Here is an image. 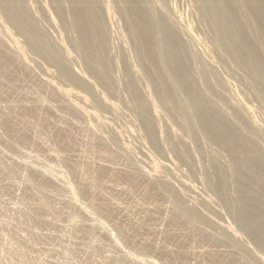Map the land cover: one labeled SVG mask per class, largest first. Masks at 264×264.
Wrapping results in <instances>:
<instances>
[{
	"label": "bare ground",
	"instance_id": "bare-ground-1",
	"mask_svg": "<svg viewBox=\"0 0 264 264\" xmlns=\"http://www.w3.org/2000/svg\"><path fill=\"white\" fill-rule=\"evenodd\" d=\"M23 1L24 0H0V264H123L124 258H121L120 256L115 257L114 252H113L114 256L111 255L112 253L109 254L107 250L100 248V247H102L103 244L99 245L98 243H96L101 238V235L98 233L102 232V231L100 232L97 230V226H96L97 223H96V225L93 224L94 223L93 221H92V224L90 223V225L82 223L81 218L84 217L82 215L85 214V211H84L85 209L83 208V206H82L83 209L77 208L76 209L77 212H76V210H73V213L70 212V210H72L71 208L73 206L71 201L72 200H75V201L79 200V202H81L80 199L82 200L83 198H85V200L88 201V202L86 201L88 206L97 213H100V214L104 213V215L105 214L110 215V214L117 213L116 215L118 216L122 212H125L126 218L123 217V219H125L127 222H124L122 225L117 224V225H119L117 228L118 233L115 232V233H117L115 235L118 236L119 238H117L116 241L118 243L122 242L121 240H120V242L118 241L121 238L124 241H126L127 243L135 246V248L138 247L137 245L139 243L140 244L139 246H141V248L147 249L148 251L151 250V251L155 252V254L159 255L162 258V261L164 260L163 262L159 261V263L161 262V263H166V264H216V263L218 264L222 260H224V261L226 260V261H228L227 264L229 262L234 264V262H237L238 260L242 259V261L245 260V264H254L255 263L254 259L250 258L247 255V252H245V250L242 248V246L236 242L237 240H242L241 238H243L240 236V234L237 231L239 228L238 225L233 227V225H230V224L225 223V222L224 223L221 222V223H223V224H221V228L224 230L223 232H225V234L222 233L223 234L222 237L224 239H222V237L220 238L219 235L217 236L218 238L212 237L213 238L212 240L216 241V242L214 241L212 243H213V245H214V243H217V248H218V245L221 244L217 241L230 242L232 244V246L230 245V247H233V248H232V250H229L230 249L229 248L228 249L229 252H227V251L221 252V251H218L217 249L213 250L215 248V246H213V247L211 246L213 249H209V248L203 249V248H200V245L198 246V244H201L200 243L201 241L203 242V240H205V239L206 240L209 238L211 239V237L208 238L209 234H207V232L204 231L199 225L200 223H202V224L206 225V227L211 226V222L207 218H205V216H203V214L200 211V208L203 205H207V204H203V203L207 202L208 200H206V198L204 199V201L199 199L200 201L203 202L202 206H200V204H199L200 201L198 200L199 205H195V206L193 205L194 207H191L189 205L188 207H186L183 204V202H182L183 198L181 197V195L183 196V194L186 192L179 191V192H181V195H180L179 192L177 193L173 190H170V188H169L170 183L168 185V182L165 180V178H167V177H165L164 179H162L163 177H161V179H159L160 177L158 178V176L159 175L161 176V174H159L157 176V173L159 171H161L162 169L168 168L167 165L165 163H163L164 161L162 163H160V162H158V160L155 159V158H159V157H157L158 154L156 156L155 153H154V155H152L153 153H151L150 156H153L151 158L149 156L150 153L148 155L144 154L145 157L149 156V160L147 159V162L149 161V164H148L149 169H143L141 167L142 168L141 170L131 171L132 170L131 168L134 165L130 166L128 164L130 162H128L127 164L129 165L131 170L129 169V171H128V170L121 169L120 167L124 165V160L121 161L122 159H120V162H122L123 164L121 163V165H119L120 162L117 161L119 159H117V160L115 159V158H117L115 156L116 153H114V148L115 149L117 148V147H115L116 144L114 143L115 138L113 139V137H110V139L112 138V140H110L108 138L109 136L106 138L105 134H104V136H105L104 137L103 134L100 135L98 133V130L100 129V127H102V125L106 123L105 117L100 115V110L98 112V107L103 106V105H105V106L107 105V107L109 106L110 108H112L114 111L117 112V110H119L120 108L117 107V104H115L114 102H117L119 99L117 98L118 100L114 101V102H111V100L118 97L119 94L121 93L120 90H118L120 93H118L116 91L117 90L116 87H114L112 81L110 80L112 75H110V79L108 78L109 65L110 64L107 65L109 62L106 63L105 59L103 58L104 57L103 51L108 50V49H104V46L107 45L108 41L104 37V35H106L105 34L106 28H103V25H105V24L100 23L103 21H99L100 18H99V20L97 18L98 16L102 17V14L99 15V14H97L98 12H96V11H95L96 13H94L93 4H91L92 5L91 6L90 3H89L90 7H93V8L92 9L89 8L91 10L85 9L84 7H86V8L88 7L89 1L87 2V0H72L75 2V5L77 2L84 1L82 4L84 7H82V5H81V7H82L81 8V7H78L76 5L77 8L73 10L72 8H74V6L73 7L71 6L72 7L71 9L73 11V13H72L73 17L72 16H70V17H72L73 19L72 18L70 19L69 14H68V13H70V11L68 13L66 12L64 14V12H63L64 7L63 6L60 7V5H59L60 2L58 1L59 3L58 2L57 3L59 6L56 3L55 4L56 8H54V10L58 15L63 16V22H61V25H59V28L57 27V29H58V44H59L58 47L59 48H55L53 46L52 42L49 41L50 39L48 40L46 38L47 35L45 36V34L43 33L44 30L43 29H42L43 31L40 30L41 28L39 29L37 26L33 25L32 21H30L32 18L29 19L27 8L25 7ZM43 1H45V0H43ZM53 1H57V0H53ZM64 1H62V2H64ZM68 1H71V0H68ZM96 1H98V0H94L95 3H96ZM122 1L124 3V7L128 4L131 6V0H122ZM133 1L134 0H132V2ZM200 1L202 2V6H203L202 11L204 12V15L207 17L209 22L214 26L215 33L217 35H220V37L223 38L222 34H223V32L225 33V31L223 30L224 27H223V29H221L222 28L221 23L224 20L223 17L225 16L224 15L225 13L223 14L221 12L220 6L216 5V3L214 2L216 0H200ZM221 1L222 0H220V2ZM225 1H227V0H225ZM234 1H236V0H234ZM249 1H253V0H249ZM71 2H69V4ZM86 2H87V5L85 4ZM119 2H117V3H119ZM231 2H232V0H231ZM238 2H240V1H238ZM254 2H253V6H257L258 0H254ZM45 3H43V4H45ZM158 3H162V2L159 1ZM259 3H258V6L261 4V3L260 4ZM30 4H31V2H30ZM71 4L73 5V2ZM96 4H95V6H97ZM121 4H119V6H121ZM135 4H137V3H135ZM220 4L223 5V2ZM254 4H256V5H254ZM34 5H35V3H34ZM50 5H53L52 2ZM261 5H263V3ZM122 6L120 7L121 10L124 8V7L122 8ZM161 6L163 8L165 7L163 5H161ZM200 6H201V4H200ZM35 7H36V5H35ZM42 7L44 8L45 6L43 5ZM50 7H52V6H50ZM67 7H68V3H67ZM101 7H102V12L100 11L101 13L105 12L106 15H108L109 17L110 16L114 17V15H113L114 11H112V10H114V8L112 7L111 0L110 1L105 0L104 5H102ZM45 8H46V10H45ZM45 8H44V10L48 11V14L47 13L45 14L44 11L42 10L43 13L49 18V20L53 24H55L57 26L58 24H56V22H55L57 20L56 17H55V20L53 19L54 18L53 17L54 11L49 9L47 7V5ZM128 8L130 10V7H128ZM159 8H160V6H159ZM97 9H99V8L97 7ZM103 9H104V11H103ZM235 9H237V7H235ZM262 9L264 10V8H262ZM117 10H115V11L117 12ZM89 11H92L94 14L90 13ZM134 12H135V10H134ZM139 12H140V10H139ZM163 13H165V12H163ZM233 13H235V12H233ZM96 14H97V17H96ZM122 14L123 15H121V16L124 17L125 12L124 13L122 12ZM132 14H133V11L131 10L130 13L125 14V16L127 17V15H129L130 19L132 21H135V19H132L133 17H135L134 15L132 16ZM145 14H147V13H145ZM240 14L241 13L239 12V15ZM103 15H105V14H103ZM150 15L151 14H148V17H150ZM240 16L243 17L242 14ZM248 16H250V15H248ZM109 17H107V19ZM126 17H125V19L127 20L128 17L127 18ZM137 17H139V16L137 15ZM141 17H143V16H141ZM146 17H147V15H146ZM112 18H111V21H112ZM108 20H110V19H108ZM138 20H140V19L139 18L137 19V23L132 22L134 25L130 24L132 31L135 30V35L132 34V32H131V35H134V37L136 38V41L138 42L137 45H139V50H140V53L142 55V58L147 63L149 61V59L151 58L148 55L150 53L147 54V52L149 50L148 47L150 46L149 40H148V38L150 37V35H149L150 28L148 27L149 25H146L149 29L145 28L143 26L145 22L142 20H141V23H143V24H141V26H140V24H139L140 22ZM196 20H194V21H196ZM246 20L248 21V19H246ZM106 22H108V21L106 20ZM113 22L114 21H112L111 23H113ZM126 22L128 23L129 19ZM209 22H208V26L210 25ZM127 23H126V25H127ZM147 23H145V24H147ZM161 24H163V23H160V26H161ZM223 24L225 25V23H223ZM108 25H109V23H108ZM111 25H113V24H110V26ZM164 25L161 26L162 29H163ZM190 26L191 25H188L186 27L190 30L191 29ZM54 28L56 30V27H54ZM259 28H260V26H259ZM261 28H262V26H261ZM126 29H127L126 31H128L129 28H126ZM152 29H154V28H152ZM162 29L160 28V30H162ZM165 29H167V28H165ZM74 30H78L80 32L79 33V32L75 31V34L79 33L78 35H81V37H80L81 39H79L75 36L72 38V35H70V37H68V38L66 37V36H68L67 34H69V33L71 34V32H73ZM121 31H122V29H121ZM121 31L119 33V37L121 36V34L124 35L123 31L122 32ZM164 31H166V30H164ZM227 31H229L230 37H232V35H234L236 38V35H235L236 33H235L234 29L230 28ZM150 32H151V30H150ZM187 32H189V31L187 30ZM51 33L52 32H50L49 35ZM168 33L169 32L167 29L166 34H168ZM211 33L213 34V32H211ZM112 34H113V32H112ZM112 34L110 35L111 37H112ZM162 34H163V32H162ZM53 35L57 37V35H55V34H53ZM153 36H154V34H153ZM103 37L107 41L105 45L102 44ZM106 37H107V35H106ZM121 37H120V39H121ZM129 37L131 38V36H129ZM230 37H228V39ZM122 39H123V37H122ZM132 40L134 41V38ZM236 40H238V39L236 38ZM55 41H56V39H55ZM156 41L157 40H155V41L153 40V44H155ZM110 42H111V40H110ZM125 42H126V44H128L127 43L128 41H125ZM219 42H220V40H219ZM136 43H134V44L136 45ZM158 44H159V42H158ZM169 44H167V45H169ZM257 44H258V42H257ZM236 45H237V43L234 44V46H236ZM262 45L264 47V44H262ZM124 46H125V44H124ZM126 46H128V45H126ZM126 46L124 47V49H126ZM238 47H239L238 45L236 48H232V46H231L229 49L230 50L229 53H230V55H232L235 58V60H234L235 62L237 61L236 59L238 58L240 63H241L242 61L239 58L240 53H239ZM240 47L243 48L242 46H240ZM170 48H173V45H172V47H171V45H169V49ZM127 49H129V48L127 47ZM135 50H136V48H135ZM139 50H136L137 51L136 53H138ZM170 51H172V50L170 49ZM170 51H169V54L171 53V56H172V52H170ZM151 52L153 53V51H151ZM28 53H32V54L38 56V58L41 57L43 59L42 61H45L44 63H46L49 66L48 68L46 67L44 76H40L42 73L40 74L39 72H42V70L37 72L38 71L37 69H39L38 68L39 65H38V67L36 66L37 71L35 70L36 67L35 68L33 67V65H35V64H33L34 62H31L32 59L28 58ZM156 53H158V52H156ZM106 54H107V52H106ZM120 54H121V52H120ZM107 55H109V54H107ZM31 56H30V58H31ZM128 56H129V54H128ZM35 57H32L33 60H35L34 59ZM109 57L107 56L105 58H109ZM116 57H117V54H116ZM174 57H176L175 54H174ZM131 59L133 60L132 57H131ZM241 59H243V58H241ZM36 60H35V63H36ZM116 60H118V59H116ZM154 60H156V59H154ZM173 60L175 61V58ZM232 60H233V58H232ZM139 61H138V63H139ZM177 61H181V60H177ZM177 61H175V64L178 65L179 62H177ZM131 62H132V65L136 64V63L133 64V61H131ZM167 62H169V61H167ZM37 63L39 64L41 62H39L37 60ZM71 63H76L77 66L74 68L73 67L71 68V66H70V65H72ZM115 63L117 64L119 62L117 61ZM157 63L158 62H156V64ZM162 63H163V61H162ZM235 64L236 63H234V65ZM117 65L119 66V64H117ZM153 66H154V64H153ZM182 66H183V64H182ZM182 66L180 65V67H182ZM50 67L53 69H50ZM111 67H113V66H111ZM135 67H136V65L134 66V68ZM148 67H150V66L148 65ZM43 68H45V67L43 66ZM134 68L132 67V69H134ZM167 68H169V67H167ZM184 68H186V67H184ZM170 69H171V67H170ZM170 69H168L169 72H170ZM123 70H124V68H123ZM151 70L152 69H149V68L147 69V66H146L145 73L148 76L147 78H149L148 80L151 81L150 86L149 85L147 86V83H146V86H147L146 90L142 89L139 86L142 89V91L145 90L144 95L135 94L133 97L134 103H132V107H133V111L135 109V111L138 113L137 115H139L140 119H142V122L145 125L147 130L145 128L144 129L152 137L153 136V130H152L153 116L158 118V117H160L159 115H157L161 111V110H159L160 108L163 109L164 111H166V110L172 111L173 106H171L169 104V100H168V97H170L172 94L170 95V93H169V95H168V93H167V95H164L161 93V91L164 92V90H162V89H161V91L158 90V89H160L158 81L161 79L160 78L161 76L156 75V77H153L154 73ZM168 70H166V71H168ZM137 71H138V69H137ZM193 71H194V69H193ZM85 72L89 73L90 77L93 78V83L91 81V84H90L91 86L83 81L84 80L83 78H87L85 76V74H86ZM112 72H114V71H112ZM132 72L134 73V71H132ZM142 72H143V70H142ZM203 72H204V70H203ZM211 74H214V73H212V71H211ZM167 75H170V74H167ZM55 76H57L59 79L56 80L57 77H55ZM115 76H116V74H115ZM157 76H158V81H157ZM251 76H252V74H251ZM162 77H163V74H162ZM113 78L114 77H112V79ZM117 78H119V81H120V77L117 76L116 79ZM209 78H211V77H209ZM242 78H244V77H242ZM252 78H253V76H252ZM252 78L250 79V81L252 80ZM163 79L164 78H162V81H160V84H161V82L165 83L164 82L165 80L163 81ZM201 79L203 80V77ZM65 80H67L69 82V84H64L65 82H62ZM87 80L90 81V79H87ZM131 80H134V79H131ZM143 80H144V82L147 81L145 79H143ZM89 81H88V83H89ZM119 81L117 83H119ZM142 81H141V83H143ZM169 81H170V79H169ZM92 84H94V85H92ZM121 84H123V82H121ZM132 84L133 83H130L128 85L127 89L130 88L129 90H132V92L135 93L136 90H135V87L132 86ZM152 84H154L155 86H153ZM74 85L77 86L76 87L77 89L80 87L85 94L82 93L81 89H78L81 91V93L77 89L75 90ZM124 85L125 84H123V87H124ZM163 85L165 86V84H163ZM146 86H144V87H146ZM220 86H222V85H220ZM93 87L95 88V91L97 93L96 95H98V97H99L98 100H96L97 97H96V99H94V97L96 95L92 94L93 99H92V96L90 95L91 94L90 92L91 91L93 92V90H92V89H94ZM117 87H119V85ZM125 88H126V86H125ZM125 88H123V90H125ZM168 89H169V91H172V90H170V88H167V90ZM200 89H201V87H200ZM186 90L187 91L189 90L190 95L194 94L193 88H189V89L187 88ZM190 90H191V92L192 91L193 92L191 93ZM184 91L185 90H183V93H184ZM127 92L129 93V91H127ZM155 92H156V94H155ZM165 92H166V90H165ZM196 92H198V91H196ZM128 93H126V94H128ZM157 93H159V94H157ZM160 93H161V95H160ZM87 94L90 96H88ZM154 94L158 95L159 100L156 98V96ZM262 95H264V93ZM193 96H195V95H193ZM90 97H91V99H90ZM111 97L113 99L110 100L109 98H111ZM196 97H198V96L196 95ZM171 98H169V99L171 100ZM193 98H192V101L194 102ZM200 98H202V97L200 96ZM122 99H124V98H122ZM187 99L188 98L186 97V100ZM109 100H110V102H109ZM130 100H131V97H130ZM195 100H196L195 101L196 104H194L195 105L194 108H195V110L200 111L199 113H197V115L200 114L201 121L198 123L197 121H199V120H197L196 122L198 124L196 123L197 125L195 127L191 126V124H193V122H192L193 120L191 121L192 122L191 124H190V122H188L189 115L187 113H190V114L192 113L194 115L195 110H194V112H191V111H193V109L190 112H187L191 107L190 108L188 107L189 108L188 110L185 107V110H187L186 111L187 113H186L185 110H183V108H182L184 106L183 104H182L183 106H181V108H179L178 113L175 112V108H174V112H172V113L177 114L176 116H174L175 120L177 121L179 128L184 130V131H187V133L189 135L190 134L192 135L193 133H195L197 129L201 128L203 130V128L204 129L206 128L205 132L211 133V134L209 133L210 136L212 135L210 137L211 139L213 138L216 142L221 144L223 148L226 147L227 150H229L231 152V157L229 156L230 159H228V161L222 160V161L229 162V163H227L228 164L227 167H224L223 169L221 168V170H218V172H217L218 177L221 178V180H223V181L225 179L229 180V181L231 180L236 185L235 188H237V187L240 188V190L238 189V191H240L239 192V199H238L239 205H238L237 210L235 211L238 224L241 225L242 227H245V229L247 230L248 234L250 235L252 241H255L258 244L259 243L262 244L263 239H264V235H263V232L259 228H260V225L262 223H264V154H263V151L260 148V146H258L254 141L245 140L246 139L245 137H244L245 139H242L243 134L241 136L240 133H242V132H239L238 129L236 131L234 129L236 127L232 128V129H231V127L229 128V126L232 125V122L229 123V126H228L225 123L226 119L222 118V116H219V118L221 117L225 122H222L223 120L221 121V120H219V118L217 119L215 117V115L217 116L218 114L213 113V111L215 112V110L212 111V109H213L211 107L212 104L209 105L207 103V101L205 102V100H202L199 98H195ZM183 101H184V99H183ZM120 102H121V100L118 101L117 103H120ZM172 103H173V100H172ZM180 103H181V100H180ZM180 103H179V105H180ZM105 106H103V108ZM118 106H119V104H118ZM245 106L248 108L249 105L248 106L245 105ZM242 107H244V105H242ZM246 107H244V109ZM218 108L219 107H217V109ZM66 109L69 110V112H67ZM112 109H110L111 112H112ZM105 110H108V109H105ZM124 110H127V109H124ZM219 110H220V108H219ZM242 110H243V108H242ZM119 111H121V109ZM65 112H67V113H65ZM107 112H109V111H107ZM151 112H152V115H151ZM161 113H164V112H161ZM168 113H170V112H168ZM110 114H113V113H110ZM220 114L223 115L222 113H220ZM115 115L117 116L118 114L115 113ZM170 115L173 117V115L171 113H170ZM193 115H190V116H193ZM117 118H119V117H117ZM238 118H239V116H238ZM83 119H84V122H81L80 120L83 121ZM235 119H237L236 116H235ZM124 120H125V118H124ZM107 121H108V119H107ZM119 121H120V118H119ZM130 122H132V121H130ZM155 122H158V121L156 120ZM241 122L242 121H240L239 123H241ZM125 124H126V122H125ZM119 125H120V123L118 124V126ZM170 125H167V126H170ZM105 126H103L102 128L104 129ZM114 126L115 125L112 126V124H111V127H114ZM131 126L132 125H130V127ZM161 127H162V125H161ZM161 127H159V129H158V131H159L158 137H161L162 136L161 134H163V132H164ZM100 130L102 131V129H100ZM170 130L174 134H175V132H177V131H175L174 128H171ZM122 131H124V130H122ZM133 131H136V130L133 129ZM105 132H107V131L105 130ZM109 132H110V130H109ZM135 133L134 132H133V134L131 133V136L133 137V135H134V137H135V135L137 134V133L136 134ZM109 134L107 133V135H109ZM156 135H158V134H156ZM117 136H115V137H117ZM128 137L130 138V135H128ZM120 138H122V137L120 136ZM168 140H170V138ZM122 141H120V142L122 143ZM123 142H125V141H123ZM166 142L168 143L169 141H166ZM172 142L167 144V146H165V144H164V147H165L164 149H166V147H167V150L171 151L173 154L180 155L181 153H179V150H177L178 148H176ZM163 143H164V141H163ZM127 144H128V141H127ZM160 144H161V142L158 144L159 147L163 146V144L162 145H160ZM122 145H119V146L123 147L124 145L123 146ZM129 147H130V145L129 146L126 145V142H125V150L126 151H130ZM132 147H133V145H132ZM132 147H130V148H132ZM198 147H199V144H198ZM13 150H15V152H18L17 154H19V153L23 154V155H25V158L35 159L34 161H37V162H32L31 160L26 161L28 159H25V158H24L25 160L22 159L21 161H17L16 159H14V156H12L10 154L11 151H13ZM120 151H121V149H120ZM121 152H124V151H121ZM125 152L122 154L125 155ZM130 152L132 153V151H130ZM130 152H128V154ZM141 152H143V151H141ZM171 152H169V153H171ZM144 153H146V152H144ZM128 154H126V155H128ZM132 154H134V153H132ZM136 156H138V155H136ZM154 156H156V157L154 158ZM44 158L46 160L47 159L50 160L51 163L46 165V166L43 165L44 167H40L41 166L40 164H39L40 166H38L39 160H41V159L44 160ZM120 158H122V157H120ZM133 158H135V157H133ZM133 158H131V159H133ZM113 159H114V161H116L115 163H117L118 166H120L119 168L118 167L112 168L111 166H110L111 168L108 167V165L111 164L110 161L111 160L113 161ZM219 159H221V158H219ZM46 160L44 161V163L46 162ZM105 160L109 161L110 163L105 161ZM127 160H129V159H127ZM140 160H142V159H140ZM114 161H113V163H114ZM204 162L206 163V161H204ZM104 163H109V164L107 165ZM115 163H114V165H117ZM131 163H133V161H131ZM217 163L218 162H216L214 160L210 161L211 168L216 167L215 165H217ZM222 164L223 163H221V165ZM33 165H35V166H33ZM137 165H139V164H137ZM137 165H135V166H137ZM144 165H147V164H144ZM210 165L206 163V167L210 166ZM139 166H141V165H139ZM125 168H126V166H125ZM135 168L133 167V169H135ZM211 168L209 167L207 170L212 171L213 168L212 169ZM205 172H207V171H205ZM163 173H164V170H163ZM214 173L212 175L213 176L215 175V177H216V173L215 174ZM208 175L210 177H213L210 174H208ZM18 178L19 179L21 178L24 180L23 187L21 186L22 183L20 182L21 183L20 184L21 187L19 188L20 190L17 189L18 191L17 192L15 191L16 193L14 191L10 192L12 181L14 182V179H15V181L17 180V182H18ZM216 181L218 182V179ZM212 182H214V181H212ZM14 183H16V182H14ZM220 184L215 185V186H214V184H213V186L211 185V187L214 189L213 191L218 190V188L221 190ZM243 184H247V189L246 188L243 189V187H242ZM14 185L16 186V184H14ZM241 187H242V189H241ZM14 188H16V187H14ZM9 189H10V191H9L10 193L14 192V194H13L14 196L10 197V195H8L9 196V198H8V196L6 197V193ZM13 190H16V189H13ZM182 190H184V189H182ZM220 190H218V191H220ZM234 191H236L238 194L237 189ZM188 195L189 194H187V197H188ZM192 196H194V195H192ZM162 197L167 198V201H168L167 205H164L162 202H160ZM187 197H184L183 200H185ZM188 198L190 199V197H188ZM191 199H192L191 203H192V201L195 202V200H193L192 197H191ZM195 199L197 200V198H195ZM238 200H236V201H238ZM13 201H15L14 203H15L17 208L14 205H12V206L10 205L11 202L13 204ZM17 205H19V206H17ZM78 207H79V205H78ZM204 211H205V209H204ZM243 211H245L247 216L244 217L245 214ZM122 214H124V213H122ZM158 215L161 216L160 217V219H162L161 223L164 222L163 224L165 225V227L162 225V227H164L163 228L164 230H162V231H164L163 232V233H165L164 237L169 243L167 245L166 244L164 245V242H160L163 244L158 245L159 241L156 243L155 242L156 240H153L152 238L146 236L148 234H145L147 232H150L151 230L153 231V228H155L154 224L157 221L152 222V220H153L154 216H158ZM122 216H124V215H122ZM110 217H114V216L112 215ZM135 217H137V218L139 217L136 222L133 221L134 220L133 218H135ZM114 218H112V219H114ZM158 219H159V217H158ZM63 220H65L64 221L65 223L63 222L64 224H66L65 227H67V230H69V232L68 231L67 232L69 234H70V232H71V234H73L72 236H74V240L70 241V243H67L66 245H64L60 248H56L51 243L53 245L51 247V245H48L49 244L48 240H50V238H51L50 235H52V234H49L48 232H51V231L53 232L54 230H56V232H57V230H59L58 228H59L60 224L62 223V222L60 223L59 221H63ZM114 221H116V219ZM57 223H60L58 228L56 227ZM103 223H101V224L105 225ZM161 223H160V225H161ZM157 227H160V226H157ZM162 227H160V228L162 229ZM98 228L100 229L101 227H98ZM107 230H109V229H107ZM44 231L45 232L47 231V233H44ZM113 232H111V233L114 234ZM156 233H157V231H156ZM108 234H110V233H107V235ZM115 235L113 237H115ZM108 236H110V235H108ZM230 236L235 239V242L229 238ZM57 239H59V238H57ZM71 239H73V237L70 238V240ZM229 239L231 241H229ZM64 240H66V239H64ZM100 240H102V238ZM103 240H105V239H103ZM106 240L108 241V239H106ZM113 240H114V238H113ZM76 241H77V243H76ZM79 242L81 244H79ZM104 242H106V241H104ZM207 242H209V241H207ZM42 243H44L43 246H41ZM107 243L108 242H106V244ZM207 244H209V243H207ZM247 244H248V242H247ZM124 245H125V243H124ZM263 245H264V243H263ZM120 246L122 247V245H120ZM219 247L222 248L221 246H219ZM119 249H122V248H119ZM222 249L224 250L225 248H222ZM120 251H122V250H120ZM135 251H136V249H135ZM137 251H140V250H137ZM149 253H151V252H149ZM62 254L65 255V257H66L65 260H63V259L60 260ZM144 254H146V253H144ZM248 254H250V253H248ZM146 257H147V255H146ZM142 258L143 257H141L140 259H142ZM260 259L262 261V264H264V257H260ZM130 260H131V258H130ZM159 260H161V259H159ZM127 262H129V260H127ZM134 263H135V261H134ZM155 263L156 262H154V264Z\"/></svg>",
	"mask_w": 264,
	"mask_h": 264
},
{
	"label": "rangeland",
	"instance_id": "rangeland-1",
	"mask_svg": "<svg viewBox=\"0 0 264 264\" xmlns=\"http://www.w3.org/2000/svg\"><path fill=\"white\" fill-rule=\"evenodd\" d=\"M58 1L60 2V4H59L60 7L61 6L64 7V9H63L64 14L66 12L68 13L70 11L71 14L68 13L70 19L73 17V15H72V13H73L72 9L73 10L76 9L77 8L76 5L78 7H81V5L84 2V1H81L82 2L81 3V2H77L76 1L78 4L76 3V5H75V2L71 0L73 2V5H72L71 4L72 2L71 1H68V0H65V1L64 0H57V1H53V0H47V1L46 0L45 1H43V0H41V1L40 0H29L28 1V0H24L23 1L25 7L27 8V12H28V15H29V19L32 18L30 21H32L33 25L37 26L39 29L41 28L40 30H42V29L44 30V31L43 30L42 31L45 34V36L47 35L46 38L48 40L50 39L49 41L52 42V44H53V46L55 48H59L58 47L59 44H58V29H57V27L59 28V25H61V22H63V16L58 15L55 12V10H54V8H56L55 4ZM62 1H64V2H62ZM103 1L105 2V0H98V1H96V3H97L96 4L94 2V0H87L88 7L86 8L83 5H82V7H84L87 10H91L94 7L93 8L94 9V13L98 12L97 14H99V15L102 14V17H100V16L97 17V14H96V17L98 18V20L100 18L99 21H103L104 22V23L103 22H100V23L105 24V25H103V28H106L105 29V32L106 33L105 32L104 33L107 35V37H106V35H104V37L109 42L108 43L105 40V38L103 37L102 44L105 45L106 42H107V45L104 46V49H108V50H104L105 52L103 51V54H104L103 55L104 56L103 58L105 59V62L106 63L109 62L107 65L110 64L109 65V75H108V78L110 79V75H112L110 80L112 81L114 87H116V89H117L116 91L118 93L121 92L120 93L121 95L119 94L118 97H116V98L114 97L115 99H113L112 97L109 98L110 100L113 99V100H111V102L117 101L118 99H119L118 101L121 100L120 103H117L118 101L117 102H114L115 104H117V107H119L121 109V111H119L120 110L119 109L116 112L112 108H110L109 106L107 107V105L106 106L103 105V106H105L104 108H103V106L98 107V112L100 110V115L103 116V117H105V122H106L105 124L102 125V127L106 125L105 126L106 129L105 128L103 129L102 127H100V129H102V131L99 129L100 131L98 130V133L100 135L103 134V136L105 134L106 138L109 136L108 137L109 139H110V137H113V139L115 138L117 140L116 141L114 139V141H115L114 143L116 144L115 147H117L116 149L114 148V153H116L118 155L117 156L115 154V156L117 157L115 159L116 160L119 159V160H117L119 162H120V159H122L121 161L124 160V165H123L124 167L123 166H121V167L118 166V164L115 163L116 161H114V159H113V161L117 165H114V163H113L112 160L110 161L111 164H109L110 162L107 161V160H105V161H107L109 163H104V164H107V165L109 164L108 165L109 168H111V167L112 168L113 167H116V168L118 167L119 168L120 167L121 169L128 170V171L130 169L129 165L130 166H133L134 165L133 166L134 168L135 167L136 168L137 167L138 168L140 167L139 169L138 168L137 169L136 168L133 169V167H132L131 168L132 170L130 169L131 171L141 170L142 168L143 169H149L148 168L149 161L147 162V159L149 160V156L151 155V153H153L152 155H154V153H155L156 156L158 154L157 157H159V158H155L156 156H154V158L156 160H158V162H160V163H162L164 161L163 163H165L168 168H165V169H162L161 171H159L160 173L158 172L157 173V176L159 174H161V176L160 175L158 176V178L160 177L159 179H161V177H163L162 179H164L165 177H167V178H165V180L168 182V185L170 183V186H169L170 190H173V191H175L177 193L179 191L186 192V193L183 194V196L181 195V192H179L180 195H181V197L183 199H184V197H187V194L190 195V196L188 195V197H190V199L188 197L185 200L182 199L183 204L186 207H188L189 205L191 207H194L195 205H199V204H200V206H202L203 204H207V205H203L204 207L202 206L201 207L202 209L200 208V211L203 214V216H205V218H207L211 222V226L210 227H208V226L206 227V225H204L202 223H200L199 225H200V227L204 231L207 232V234H209L208 238L211 237V239L210 238L207 239V240L205 239V240H203V242L202 241L200 242L201 244H198L197 243L198 246L200 245V248H203V249L204 248L205 249H208V248L209 249H213L212 247L215 246V248L213 250H216L217 249L218 251H221V252H226V251L229 252V250H232V248H233V247H230V245L232 246V244L230 242H227V241H223V242L222 241H217V242L221 243V244L218 243L219 245H218V248H217V243H214V245H213L212 242H214L215 240H212V239L213 238H218L217 237L218 235L221 238L222 235L225 234V232H223L224 230L221 228V224H223L224 222L225 223H228L230 225H233V227H235V226L238 225L239 228H238L237 231L240 234V236L243 237V238H241L242 240H237L236 242L239 243L242 246V248L245 250V252H247V255L250 258H253L254 259V261H255L254 264H262V261H261L260 257H264V245H263L264 239H263L262 244L261 243L258 244L255 241H252L251 240V237L248 234V232L245 229V227H242L241 225H239L238 224V221H237V218H236V212L235 211L237 210L238 205H239V200L238 199H239V192L240 191H238V189L240 190V188H238V187L235 188L236 185L231 180H230L231 182L229 180H226V179L224 181L221 180V178H219L218 177V174H217L218 170H221V168L223 169L224 167H227V165H228L227 163H229V162H225V161H228V159H230L231 152L229 150H227L226 147L223 148L222 145L219 144L218 142H216L213 138L211 139L210 137L212 135L210 136V134H211L210 132H209L210 134L208 132H207L208 134L205 132L206 131V128L205 129L203 128L204 131L201 128L200 129H197L196 132L193 133L192 135L191 134L189 135L187 133V131H184V130L180 129L179 126H178V124H177V121L175 120V117H174L177 114L172 113V112H174V108H175V112L178 113L179 108H181V106H183V105H184L182 107L183 110H185V107H186L187 110L191 107L188 111L185 110V112L186 111L187 112H190L192 109H193V111H191V112H194V110H195V108H194L195 105L194 104H196L195 103V101H196L195 98H199V99L205 100V102L207 101V103L209 105H211V104L213 105V106L211 105V107L213 108L212 111L215 110V112L213 111V113L214 114H216V113L218 114L217 116L215 115V117L217 119L219 118V116H222V118L226 119L225 120L226 122L221 117L219 118V120H221V121L223 120L222 122H225L228 126H229V123L232 122V125H230L229 128L231 127V129H232V128L236 127V128H234L236 131L238 129L239 132H242V133H240L241 136L243 134L242 139H245L246 138L245 140L254 141L258 146H260V148L262 149L263 154H264V95H262L264 93V90H263L264 89L263 88L264 87V47L262 45V44H264V10L262 9V8H264V6H263L264 5V0H262V1L261 0H258V3L259 2L261 4L263 3V5H261L259 3L260 4L259 6H258V3H257V6H253L254 0L253 1H249V0H238L240 2H238L237 0L236 1L232 0V2H231V0H227V1L222 0L221 2H220V0L214 1L216 3V5L220 6L221 12L223 14L225 13L224 14L225 16L223 17L224 20L221 23V25H222V28L221 29H223V27H224L223 30L225 31V33L223 32V34H222L223 35V38L220 37V35H217L215 33L214 26L209 22V20L207 19V17L204 15V12L202 11L203 10L202 2L200 0H148V1L147 0H134L133 1L134 3L131 0V6L129 4L128 5L125 4L126 5L125 7H124V3H123L122 0H111L112 7L114 8V10H112V11H114L113 12L114 17L113 16H110L109 17L108 15H106L105 12L104 13H101L102 12V7L101 6L104 5V2ZM159 1L162 2V3H158ZM30 2H31L32 5L30 4ZM42 2L43 3L46 2L47 4L46 3L45 4L47 5V7L49 9H51L52 11H54L53 12V14H54L53 15V17H54L53 19L55 20V17H56L57 20L55 22H56V24H58L57 26L55 24H53L49 20V18L45 15L46 13L48 14V11H45L46 10V8H45L46 5L43 4ZM51 2H52L53 5H50ZM69 2H71V3L69 4ZM87 2L85 3L86 5H87ZM117 2H119V3H117ZM222 2H223V5L224 6L220 4ZM34 3L36 5V7H35ZM58 3H57V5H58ZM67 3H68V7H67ZM89 3H90V5L93 4V7H90ZM135 3H137V4H135ZM95 4L97 6H95ZM119 4H121V6L123 5L122 8L123 7L124 8L122 10L120 9L121 6H119ZM200 4H201V6H200ZM43 5L45 6L44 7L45 10L42 7ZM161 5L165 6L164 7L165 9ZM254 5H256V4H254ZM50 6H52V7H50ZM71 6L72 7L74 6V8H72ZM127 6L130 7V10H129V8ZM159 6H160V8H159ZM97 7L100 10L97 9ZM235 7H237V9H235ZM89 8H91V9H89ZM42 10L44 11L45 14L43 13ZM115 10H117L118 13ZM131 10L133 11L132 16L133 15L135 16L132 19H135V21H132L130 19V16L129 15H127L128 18L125 16V14H127V13L129 14ZM134 10H135V12H134ZM139 10H140V12H139ZM92 11H89V12L92 13V14H94ZM103 11H104V9H103ZM122 12L123 13L125 12L124 17L121 16V15H123ZM163 12H165V13H163ZM233 12H235V13H233ZM239 12L242 14L243 17L240 16L241 14L239 15ZM145 13H147V14H145ZM103 14H105V15H103ZM148 14H151L152 16L150 15V17H148ZM137 15L139 17H137ZM146 15H147V17H146ZM248 15H250V16H248ZM70 16H72V17H70ZM106 16L109 17L108 19H110V20H108ZM141 16H143V17H141ZM125 17L127 18V20L125 19ZM111 18H112V21H114L113 23H111L112 22L111 21ZM138 18L140 19V20H138L140 22V23L138 22L140 24V26H141V24H143V23H141V20L144 21L145 23L148 22L147 24L144 23L143 26L145 28H148L149 27L150 30H151V32L149 30V35H150L151 38L150 37L148 38L149 45L150 46L148 45L149 46L148 47L149 50L147 52V54L148 53L151 54V55L148 54L149 57H151L149 59L150 62L148 61L149 63L148 62L146 63L145 60L142 58V55H141L140 50H139V45H137L138 42L136 41V38L134 37L135 30H133L134 31L133 32L132 29H131V27H130V24L131 25L133 24L132 22L137 23V19ZM195 18L196 19L198 18V19L196 20ZM128 19H129V22L127 23L126 21H128ZM246 19H248V21ZM106 20L108 22H106ZM194 20H196V21H194ZM125 22L127 23V25H126ZM208 22L210 24L209 26H208ZM108 23H109V25H108ZM160 23H163V24H161V26H163L165 24L164 27H163V29L160 26ZM223 23H225V25ZM110 24H113V25H111L112 27L110 26ZM187 24L188 25H191L190 26L191 27L190 30L186 27V26H188ZM146 25H149V26L147 27ZM259 26H260V28H259ZM261 26H262V28H261ZM54 27H56V30H55ZM229 27L231 29H234L235 30V33H236L235 35H236V38L238 40H236V38H235L234 35H232V37H230L229 31H227L228 29H230ZM126 28H129L131 31L129 29H128L129 32L126 31L127 30ZM152 28H154V29H152ZM160 28L163 31L160 30ZM165 28L168 29V32H169L168 34H166L167 33V29H165ZM121 29H122V31L124 33V35L121 34V36L123 37L124 40L122 39L121 36H120L121 39L119 37V33H120ZM164 30H166V31H164ZM187 30L189 32H187ZM75 31L76 32H79L78 30H74L73 32H71V34L70 33L67 34L68 36H66V37L68 38V37H70V35H72V38L75 36V37L81 39L80 38L81 35H78L80 32L75 34ZM50 32H52L51 33L52 35L51 34L49 35ZM112 32H113V34H112ZM131 32L134 35H131ZM162 32H163V34H162ZM211 32H213V34ZM110 33L112 34V37L110 36L111 35ZM53 34L57 35V37L54 36ZM153 34H154V36H153ZM129 36H131V38ZM228 37H230V38L228 39ZM54 38L56 39V41H55ZM133 38H134V41L132 40ZM109 39L111 40V42H110ZM153 40L154 41L157 40L156 41L157 44L155 42H154L155 44H153ZM219 40H220V42H219ZM125 41H128L127 42L128 44H126ZM158 42H159V44H158ZM257 42H258V44H257ZM134 43H136V45ZM233 43L234 44L237 43V45L239 46L238 47V50H239V53H240L239 58L242 61L241 63H240V61H239L238 58L236 59L237 61L235 62L234 61L235 58L232 55H230V53H229V51H230L229 49H230L231 46H232V48H236L237 47V45L234 46ZM124 44H125V46L128 45V46H126V49H124V47H125ZM167 44L171 45V47L173 45V48H170L172 51H170L169 45H167ZM240 46H242L243 48H241ZM127 47L129 49H127ZM135 48H136V50H139L138 53H136L137 51L135 50ZM151 51H153V53ZM169 51L172 52V56H171V53L169 54ZM106 52L109 55H107ZM120 52H121V54H120ZM156 52H158V53H156ZM116 54H117V57H116ZM128 54H129V56H128ZM174 54H175V56L177 58L174 57ZM29 55L30 56L32 55L31 58H30ZM35 56L36 55H34L32 53H28V58L29 59H32L31 62H34L33 64H35V65H33L31 63L33 65V67L35 68L36 66L38 67V65H39V67H38L39 69H37V67H36L35 70L37 69L38 70V71L36 70L37 72H39V71L42 70V72H39V73L40 74L41 73L43 74V75L41 74L40 76H44L45 69H46V67L48 68L49 66L46 63H44L45 61H42L43 59L41 57L38 58V56H36V57ZM107 56L108 57L110 56L109 57L110 59L109 58H105ZM32 57H35L34 59L35 60L37 59L41 63L38 64L37 63V60H36V63H35V60H33ZM131 57L133 58V60L131 59ZM173 57L175 58V61L181 60L182 62L181 61H177V62H179V63L181 62V63L180 64L178 63V65L175 64V61L173 60L174 59ZM232 58H233V60H232ZM241 58H243V59H241ZM116 59H118V60H116ZM154 59H156V60H154ZM117 61L119 62V63H117V64H119V66L115 63ZM131 61H133V64L136 63L135 64L136 65V67H135L136 69L134 68L135 65H132V62ZM138 61H139L140 64L138 63ZM162 61H163V63H162ZM167 61H169V62H167ZM156 62H158V63L156 64ZM234 63H236V64L234 65ZM71 64L72 65L74 64L73 66L70 65L71 68L72 67L74 68V67L77 66L76 63H71ZM153 64H154V66H153ZM182 64H183V66H182ZM148 65L150 67H148ZM180 65L182 67H180ZM43 66L45 68H43ZM111 66H113V67H111ZM146 66H147V69L148 68L149 69H152L151 71L154 73L153 74V77H156V75L161 76L160 77L161 79L159 78L160 79L159 81H158V76H157V81H158L159 87H160V89H158V90L161 91V89H162V90H164V92L166 90L165 93L163 91H161V93L164 94V95H167V93H168V95H169V93H170V95L172 94L170 97H168V96L167 97H168V100H169V104L171 106H173L172 107L173 110L172 111H167V110L164 111L163 109L160 108L159 110H161V111L159 112V114H157L160 117L156 118V117L153 116V127H152L153 136L152 137L148 134V132L146 131L147 129H146L145 125L142 122V119H140L139 115H137L138 113L135 111V109H134L135 112L133 111V107H132V103H134V98H133L134 95L135 94L144 95V91L146 90L147 86L148 85L150 86V82L151 81L148 80L149 78H147L148 76L145 73ZM132 67L134 69H132ZM167 67H169V68H167ZM170 67H171V69H170ZM184 67H186V68H184ZM123 68H124V70H123ZM50 69H53V68L50 67ZM137 69H138V71H137ZM141 69L143 70V72H142ZM168 69H170V72H169ZM193 69H194V71H193ZM166 70H168V71H166ZM203 70H204V72H203ZM112 71H114V72H112ZM132 71H134V73L136 75ZM211 71L214 74H211ZM115 74H116V76H115ZM162 74H163V77H162ZM167 74H170V75H167ZM251 74H252L253 78H252ZM85 76L87 77V78H83L84 79L83 81L85 83H87L88 85L91 84V81L93 83V78L90 77L89 73H86ZM117 76L120 77V81H119V78L116 79ZM55 77H57V76H55ZM112 77H114L116 80L114 78L112 79ZM202 77H203V80L201 79ZM209 77H211V78H209ZM242 77H244V78H242ZM142 78L145 79V80H147V81L144 82V80ZM162 78H164L163 81L165 80L164 81L165 83L161 82V84H160V81H162ZM251 78H252V80L250 81ZM57 79H59V78L57 77L56 80ZM87 79H90V81L87 80ZM131 79H134V80H131ZM169 79H170V81H169ZM66 81L67 80L62 81V82H65L64 84H69V82L68 81L66 82ZM88 81H89V83H88ZM118 81H119V83H117ZM141 81L143 83H141ZM121 82H123V84H125L124 87H123V84H121ZM130 83H133L132 86L135 87V90H136L135 93H133L132 90H129L130 88L127 89L128 85ZM146 83H147V86H146ZM163 84H165V86ZM92 85H94V84H92ZM118 85H119L120 88L117 87ZM152 85L155 86L154 84H152ZM220 85H222V86H220ZM125 86H126V88H125ZM139 86L142 89H145V90L142 91V89ZM144 86H146V87H144ZM74 87H75V90H76L77 89L76 88L77 86L74 85ZM200 87H201V89H200ZM123 88H125V90H123ZM167 88H170V90H172V91H169V89L167 90ZM187 88L188 89L189 88H193L194 89L193 90L194 91V94L193 95H195V96H193L192 94H191L192 95L191 96L190 93H189V90L188 91L186 90ZM78 89H81V88L79 87ZM92 90L94 92L95 91V88L92 89ZM118 90H120V92ZM183 90H185L184 93H183ZM191 90H190V92H191ZM78 91H80V90H78ZM81 91H82V89H81ZM81 91H80V93H81ZM127 91H129V93ZM196 91H198V92H196ZM93 92L92 91L90 92L91 93L90 95L92 96V99H93V95H96L97 94L96 91L94 93ZM156 92H155V94H156ZM82 93L85 94L83 91H82ZM126 93H128V94H126ZM161 93H160V95H161ZM157 94H159V93H157ZM90 95H88V96H90ZM189 95L192 98L194 97L193 98L194 102L192 101V98ZM196 95L198 97H196ZM155 96L158 99V95H155ZM200 96L202 98H200ZM96 97H97V99H96ZM130 97H131V100H130ZM186 97L188 98L187 100H186ZM98 98H99L98 95H96L94 97V99H96V100H98ZM122 98H124V99H122ZM169 98H171V100ZM90 99H91V97H90ZM183 99H184V101H183ZM110 100H109V102H110ZM172 100H173V103H172ZM180 100H181V103H180ZM179 103H180V105H179ZM118 104H119V106H118ZM241 104L244 105V107H246L245 105H247V106L249 105L250 107L248 106V108L246 107L244 109V107H242ZM217 107H219L220 110H219V108L217 109ZM242 108H243V110H242ZM105 109H108V110H105ZM110 109H112V112L110 111ZM124 109H127V110H124ZM105 111L106 112L109 111V112L106 113ZM67 112H69V110H67ZM67 112H65V113H67ZM161 112H164L165 114L164 113H161ZM168 112H170L173 115V117ZM199 112H200L199 110L198 111L195 110L194 115L192 113L191 114L190 113H187L189 115L188 122H190V124L193 122V124H191V126H193V127H195L201 121L200 114L197 115V113H199ZM108 113L109 114L110 113H113V114H110L109 115ZM115 113L118 114V115L116 116ZM220 113H222L223 115H221ZM151 115H152V112H151ZM190 115H193L194 117L193 116H190ZM235 116H236L237 119H235ZM238 116H239V118H238ZM117 117L120 118V121H119V118H117ZM124 118H125V120H124ZM107 119H108V121H107ZM156 120L158 122H155ZM197 120H199V121H197ZM80 121L81 122H84V119H83V121L82 120H80ZM124 121L126 122V124H125ZM130 121H132V122H130ZM240 121H242L241 122L242 124L239 123ZM119 123H120V125L118 126ZM111 124H112V126L113 125H115V126L114 127H111ZM130 125H132L133 127L132 126L130 127ZM161 125H162V127H161ZM167 125H170L171 127L170 126H167ZM159 127H161L163 129V131H164L163 134H161L163 137L162 136L161 137H158L159 136V131H158ZM171 128H174L175 131H177V132H175V134H174L170 130ZM133 129L136 130L137 132L136 131H133ZM105 130L107 132H105ZM109 130H110V132H109ZM122 130H124V131H122ZM133 132L134 133L136 132L138 135L135 133L136 134L135 137H134V135L132 137L131 136V133L133 134ZM107 133L108 134L110 133V134L107 135ZM156 134H158V135H156ZM119 135L122 138H120ZM128 135H130V138L128 137ZM115 136H117V137H115ZM169 138H170V140H168ZM110 140H112V138ZM122 140L126 142V145H128V146L130 145V147H132V145H133L132 148L129 147V150L132 151V153H134V154H132L130 151H126L125 150V142H123ZM126 140L128 141V144H127V141ZM120 141H122V143ZM163 141H164V143H163ZM166 141H169V142L167 143ZM160 142H161L160 145L163 144V146H160L161 148L158 146V144ZM170 142H172L175 145V147L178 148L177 150H179V153H181L180 155L173 154L171 151L167 150V147H166V149H164L165 148L164 147V144H165V146H167V144H169ZM198 144H199V147H198ZM119 145H122L123 147H120ZM120 149H121V151H124V152L126 151L127 153L125 152V155L122 154L124 152H121ZM141 151H143V152H141ZM14 152H15V150L11 151L10 154L12 156H14V159H16L17 161H21L22 159L23 160L28 159L26 161H30L31 160L32 162H37V161H34L35 159L25 158V155L20 154V153L17 154L18 152H15V153ZM128 152H130L131 154L129 153L130 154L129 155ZM144 152H146V153H144ZM169 152H171V153H169ZM126 154H128V155H126ZM144 154L145 155L146 154L147 155L149 154V156L145 157ZM136 155H138V156H136ZM120 157H122V158H120ZM133 157H135V158H133ZM151 157H153V156H150V158ZM131 158H133V159H131ZM219 158H221V159H219ZM127 159H129V160H127ZM140 159H142V160H140ZM42 160L43 159L39 160V162H38V166L41 165L40 167H44V166H46V165H48V164L51 163L50 160H48V159L46 160L44 158V160L43 161ZM45 160H46V162L44 163ZM130 160L133 161V163H131ZM213 160L216 161V162H218V163H217V165H215L216 167H214V168L212 167L213 168L212 171H208L207 169L209 167L211 168L210 161H213ZM222 160H225V161H222ZM204 161H206V163L209 164L210 166H207L206 167V163ZM128 162H130L131 164L128 163ZM121 163L122 162H120L119 165H121ZM136 163L139 164V165H141V166L137 165ZM221 163H223V164L221 165ZM144 164H147V165H144ZM135 165H137V166H135ZM33 166H35V165H33ZM125 166H126L127 169L125 168ZM163 170H164V173H163ZM205 171H207V172H205ZM212 172L213 173L214 172L216 173V177H215V175L214 176L212 175L213 174ZM208 174L212 175L213 177H210ZM217 179H218V182L216 181ZM22 180L23 179H21V178L19 179L18 178V182H17V180L15 181V179H14V182H16V183H14L12 181L11 191H10V189L7 191L6 197L8 195H10V197L14 196L13 195L14 192L15 191L17 192L18 191L17 189H19L21 186L23 187L24 180L23 181ZM212 181H214V182H212ZM20 182L22 183L21 186H20V184H21ZM212 183L214 184V186L215 185H219L221 183L222 184V185L220 184L221 190L218 188V190H220V191H218V190L213 191L214 189L211 187V185L213 186ZM14 184H16V186ZM13 186L16 187V188H14ZM242 187H243V189H245V188L247 189V184H243ZM242 187H241V189H242ZM13 189H16V190H13ZM182 189H184V190H182ZM231 189L232 190L233 189L234 190L237 189L238 194H237L236 191H234V190L232 191ZM9 191L10 192L14 191V192L13 193H10ZM192 195H194V196H192ZM191 197L193 198V200H195V202L192 201V203H191V200H192ZM194 197L197 198V200ZM8 198H9V196H8ZM164 198L162 197L163 200L161 199L160 202H162L164 205H167V203H168L167 198L166 197H164ZM205 198H206V200H208L207 202H204L203 203L202 201H200V200H203L204 201ZM198 200L200 201V203L198 202ZM236 200H238V201H236ZM77 201H75V200H72L71 201L73 206H72V208H71L72 210H70V212L73 213V210H76L77 208H80V209H83L84 208L85 209L84 210L85 211V214L82 215V216H84V217H82L83 219L81 218L82 223L89 224V225H90V223L92 224V221L94 222L93 223L94 225H96V223H97V225H96L97 226V230L100 231V232L102 231L101 233H98V234L101 235L102 240H100L101 239L100 238L99 241H97L96 243H98L99 245H102L103 244L102 247H100L97 244L101 249L107 250L109 254L112 253L111 255H113V252H114L115 257H119L120 256L121 258H124V262L125 263L123 262V264H131V263L132 264H154V262H156L155 264H166V263H161L164 260L162 261V258L159 255L155 254V252H153L151 250L148 251L147 249L141 248V246H139L140 245L139 243L137 245L138 247L135 248V246L127 243L126 241H124L121 238L118 241L120 242V240H121L122 242L118 243L116 241L117 238H119L118 236L115 235V234L118 233V229H117L118 226L119 225H122L124 222H127L125 219H123V217L126 218L125 212H122L124 214L121 213L124 216H122L121 214H119L117 216L116 215L117 213L110 214V215L109 214L108 215H106V214L104 215V213L103 214H100V213H97L94 210H92L88 206V204H87L88 201L85 200V198H83L82 200L80 199L81 202H79V200H77ZM14 202L15 201H13V204L11 202L10 205L11 206L14 205L16 207V205H15ZM78 205H79V207H78ZM17 206H19V205H17ZM82 206H83V208H82ZM204 209H205V211H204ZM76 212H77V210H76ZM243 212L245 214V215L243 214L244 217L247 216V214L245 213V211H243ZM112 215L115 218L114 217H110ZM158 217H159V219H158ZM160 217H161L160 215L153 217L152 222H155V221H157V222L159 221V222L158 223L155 222V224H154L155 228H153V231L151 230L150 232H147L145 234H148L146 236L152 238L153 240H156L155 241L156 243L159 241L158 245L159 244H163V243H160V242H164V245L165 244L167 245L169 243H168V241L164 237L165 236V233H163L164 231H162V230H164L163 228L165 227V225L163 224L164 222L161 223L162 219H160ZM112 218H114V219H112ZM138 218L137 217L133 218L134 219L133 221L136 222ZM115 219H116V221H114ZM64 221L65 220L59 221L60 223L62 222L61 224L60 223H57V225H56L57 228H58V226L60 224V226L58 228L59 230H57V232H56V230L53 231L54 233L52 231H51L52 233L51 232H48L49 234H52V235H50V237H51L50 240H48V243L49 244L47 243L48 245H51V247L54 245L56 248H60V247H62L64 245H66L67 243H70V241L74 240V236H72L73 234H71V232H70V234L68 233L69 230H67V227H65L66 224H64L65 223ZM221 222H223V223H221ZM101 223H103L105 225H102ZM160 223H161V225H160ZM117 224H119V225H117ZM162 225L164 227H162ZM157 226L162 227V229L160 227H157ZM98 227H101L102 229L101 228L99 229ZM107 229H109V230H107ZM259 229L263 232V235H264V230H263L264 229V223H262L260 225V228ZM155 230L157 231V233H156ZM110 231L111 232L114 231L113 232L114 234H112ZM115 232H117V233H115ZM44 233H47V231L46 232L44 231ZM107 233H110L108 235H110L112 238L110 236H108ZM114 235H115L116 238L113 237ZM72 237H73V239L70 240V238H72ZM57 238H59V239H57ZM113 238H114V240H113ZM229 238L232 239L235 242V239L233 237L230 236ZM64 239H66L67 241L64 240ZM103 239H105V240H103ZM106 239H108V241ZM222 239H224V238L222 237ZM230 239H229V241H231ZM104 241H106L108 243L106 244V242H104ZM207 241H209V242H207ZM123 242L125 243V245H124ZM247 242H248V244H247ZM76 243H77V241H76ZM207 243H209L210 245L207 244ZM43 244L44 243H42L41 246H43ZM79 244H81V243L79 242ZM120 245H122V247ZM219 246H221L222 248H225V249L223 250ZM119 248H122V249H119ZM135 249H136V251H135ZM120 250H122V251H120ZM137 250H140V251H137ZM149 252H151V253H149ZM144 253H146V254H144ZM248 253H250V254H248ZM146 255H147V257H146ZM141 257H143V258L140 259ZM130 258H131V260H130ZM62 259L63 260L66 259V257H65L64 254L61 255V259L60 260H62ZM159 259H161V260H159ZM127 260H129V262H127ZM240 260H238L237 262H234V264H239L240 262H241L240 264H242V263L245 264V260H243L244 262L242 261V259H240ZM134 261H135V263H134ZM159 261H161V262L159 263ZM223 261L224 260H222L219 263L220 264L221 263L222 264L223 263L224 264H227V262H228L226 260L224 262ZM228 264H233V263L229 262Z\"/></svg>",
	"mask_w": 264,
	"mask_h": 264
}]
</instances>
